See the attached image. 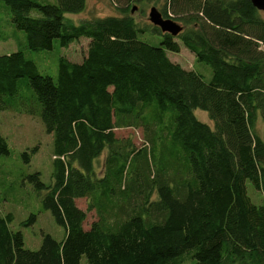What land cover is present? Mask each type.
<instances>
[{
  "label": "trees",
  "instance_id": "obj_1",
  "mask_svg": "<svg viewBox=\"0 0 264 264\" xmlns=\"http://www.w3.org/2000/svg\"><path fill=\"white\" fill-rule=\"evenodd\" d=\"M1 1L30 51L88 42L80 62L59 57L56 80L21 50L0 54V111L39 116L52 134V184L26 178L64 229L30 250L0 214V264H264V201L245 186L264 195V11L250 0H110L117 14L75 23L67 15L86 0ZM149 3L181 31L136 22L134 5L144 15ZM181 45L210 67L208 80L170 60ZM116 128L139 129L142 143Z\"/></svg>",
  "mask_w": 264,
  "mask_h": 264
},
{
  "label": "rangeland",
  "instance_id": "obj_2",
  "mask_svg": "<svg viewBox=\"0 0 264 264\" xmlns=\"http://www.w3.org/2000/svg\"><path fill=\"white\" fill-rule=\"evenodd\" d=\"M86 2L83 12L67 15L75 23L83 17L117 14L116 7L111 4L110 0H86ZM151 6L155 5L149 3L145 7V14L141 15L137 6L134 5L131 12L134 20L139 24L149 23L148 11ZM156 8L158 9V7ZM0 34L8 35L5 41L0 38V54L21 50L25 52L27 58L36 64L37 70L41 74L48 75L53 80H56L59 57L63 56L72 62H80L88 42V38L80 37L67 47H61L58 41L54 40L50 50L30 51L26 48L24 33L12 25L8 7L1 0ZM138 38L152 45H158L160 40V37L152 32L140 33ZM167 55L170 60L178 62L182 67L200 73L204 80L210 78V67L204 62L195 61L194 55L183 45L180 46L178 53L167 51ZM194 114L200 121L211 124L206 112L196 109ZM257 130L264 138V121L261 119L257 121ZM0 133L9 148L8 154L0 156V214H12L13 220L9 227L14 231H21L24 247L27 249L36 250L39 247L41 233H47L57 241L61 240L64 229L56 224L48 210L42 208V198L46 189L37 191L26 178L27 175L38 172L39 179L44 185L52 184V134L46 132L39 116H30L12 110L0 111ZM114 133L119 137L131 136L137 145L142 143L139 129L116 128ZM32 149L35 151L31 152ZM22 152L29 153L28 162L23 160ZM245 186L250 201L255 205L262 204L264 201L262 192L256 190L249 181H246ZM76 204L85 210L86 201L84 198L76 199ZM32 214L35 215L34 222L22 225ZM94 218V212L88 211L84 227L87 228ZM191 263L192 260H190ZM78 264H87L84 255L80 257Z\"/></svg>",
  "mask_w": 264,
  "mask_h": 264
},
{
  "label": "water",
  "instance_id": "obj_3",
  "mask_svg": "<svg viewBox=\"0 0 264 264\" xmlns=\"http://www.w3.org/2000/svg\"><path fill=\"white\" fill-rule=\"evenodd\" d=\"M251 4L260 11H264V0H250ZM148 20L151 24L158 26L162 32L175 36L182 29L181 25L169 18H163L158 9L151 6L148 11Z\"/></svg>",
  "mask_w": 264,
  "mask_h": 264
},
{
  "label": "crops",
  "instance_id": "obj_4",
  "mask_svg": "<svg viewBox=\"0 0 264 264\" xmlns=\"http://www.w3.org/2000/svg\"><path fill=\"white\" fill-rule=\"evenodd\" d=\"M7 40V39H6ZM5 41V40H4Z\"/></svg>",
  "mask_w": 264,
  "mask_h": 264
}]
</instances>
